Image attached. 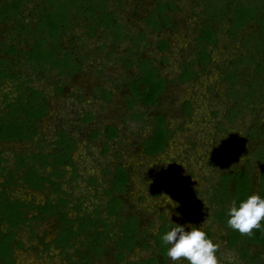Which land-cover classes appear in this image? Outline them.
Returning a JSON list of instances; mask_svg holds the SVG:
<instances>
[{"label": "trees", "instance_id": "obj_1", "mask_svg": "<svg viewBox=\"0 0 264 264\" xmlns=\"http://www.w3.org/2000/svg\"><path fill=\"white\" fill-rule=\"evenodd\" d=\"M115 1L121 2L0 0V25L7 28L4 34L8 37V42L0 41V85L8 82L12 88L11 94L14 95L10 98L9 93L2 94L0 144L23 143L38 136L39 122L46 116L48 105L45 94L31 85L32 75L54 74L66 81L82 72L81 46L71 50L66 49L63 43L79 20L88 38H93L99 33L105 41H110L112 50L109 55H112L118 44H126L124 57H118L117 60L121 62L122 67L135 68V72L123 80L128 94L125 100L127 108L132 109L139 103L145 107H154L160 103L161 97L167 91L168 81L160 74L152 58L139 56L138 51L142 45H147L146 32L132 34L125 25L119 23L116 12L111 9ZM155 1L153 9L145 18L147 28L151 32L173 28L170 13L177 10L175 3L169 0ZM199 1L202 5V17L194 38V58L180 66L181 72L175 81L183 83L196 78L195 66L205 71L211 64L208 48H215L219 43L218 33L222 29L218 25L223 22L227 24L226 36L232 41L240 39V46L245 53V56L230 60L229 63L233 67L230 71H221L229 85L228 96L237 101L238 110H229L227 116L228 120L233 122L247 105H264V0ZM24 9L28 10V17L22 15ZM21 44H25L26 48L20 49ZM104 48L105 45L102 44L98 51ZM155 48L158 52H164L168 49V43L159 40L155 43ZM134 55H138L136 59L133 58ZM160 61L166 63L165 58ZM238 66H245V71H238ZM23 67L30 73L24 77L20 72ZM248 71L253 75L249 82L244 84L243 88L235 90L238 79L246 81ZM54 84V91L60 94L62 87L58 82ZM98 90L99 97L109 101L110 91L100 88ZM183 111L184 116L190 115L189 102L183 103ZM250 111L255 112L256 107L251 106ZM92 118V113L86 111L81 120L83 123H89ZM130 118L141 119L136 113L131 114ZM255 122H258V119H252V123ZM247 134L251 140L260 139L259 147L252 158L253 162H257L255 172L252 164L246 161L244 167L239 170L233 168L227 173H221L217 183L211 186L212 194H209L210 197L207 195L206 201L212 214V222L223 227L225 236L221 238L226 241L227 247L236 250L247 264H264L261 257L264 251V221H261V227L254 229L250 236L241 235L227 224V213L233 200L238 207L252 194H258L264 199V123L261 127L253 125ZM99 135V131L90 133L93 139ZM103 135L101 153L105 155L108 152L106 143L117 138L118 130L115 126L108 125L105 126ZM172 135L165 118L160 114L155 115L151 132L141 143L142 152L147 157L162 154ZM35 145L37 152H20L14 155L13 168L1 166L5 160L0 157V264H14V250L23 247L22 241L16 238L21 227L27 226L31 221L49 218H53L57 223L54 238L45 243L42 236L39 243L44 246L45 251L53 246L67 259L68 264H93L94 260L105 253L114 257L113 264H120L125 260V255L135 248L149 249L146 238L154 242L151 257L141 260L139 264H155L158 259L165 262L170 245H166L162 237L174 225L163 220L156 233L147 234L145 230H140L138 219L122 213V196L128 191L129 168H124L121 164L116 165L108 187L102 188V196L106 198L104 205L96 206L91 212H84L80 199L72 201V193H67L63 188L64 184L72 183L80 177L72 160V154L77 149L75 141L64 130H60L51 142L53 149L50 152H44L39 139ZM229 150L230 155L236 159L240 147L230 145ZM47 167L51 168V172L43 174L41 171ZM67 167L71 169L70 177L63 182ZM107 171L103 169L105 174ZM156 179L163 187L170 181L166 175H157ZM20 181L23 187L31 191L48 189L44 202L33 204L11 198L8 189L20 185ZM85 181L92 187L96 185L94 177ZM148 189L153 196L161 195L156 183L149 184ZM199 195L197 190L190 191L188 200L178 206L179 212L185 213L187 206L197 205L200 202L197 201ZM70 203H73L72 208L76 210L73 219L69 217ZM31 211L36 214L29 217ZM202 230L216 243L210 227ZM30 232L34 234L33 230ZM109 242L112 244L111 250L105 247ZM77 245L81 246V250L76 249ZM69 249L73 250L72 254L68 252Z\"/></svg>", "mask_w": 264, "mask_h": 264}, {"label": "rangeland", "instance_id": "obj_2", "mask_svg": "<svg viewBox=\"0 0 264 264\" xmlns=\"http://www.w3.org/2000/svg\"><path fill=\"white\" fill-rule=\"evenodd\" d=\"M175 3L177 10L170 13L173 28L158 32H151L145 23V18L153 9L155 0H121L115 1L111 6L116 12L119 23L126 26L130 33L138 34L146 32L147 45L138 51L143 58H152L159 68L160 74L168 81L166 93L161 97L157 106L145 107L140 103L132 109H128L125 100L127 90L123 80L127 75H132L135 68L122 67L118 57H124L125 43H120L111 52L110 41L96 33L93 38H88L82 27V22L77 21L74 29L65 37L64 47L75 50L80 46V54L83 58V70L75 78L63 81L54 74L32 75L31 85L41 90L46 98L48 111L40 120L38 136L31 141L23 143L10 142L0 144V157L4 158L1 166L13 168L14 155L31 151L37 152L36 141L39 139L44 152H50L52 140L58 131L64 130L75 141L77 149L72 154L78 175L74 182L64 184L67 193H72V201L80 199L84 212H91L96 206H103L106 198L102 196V188H107L116 165L121 164L129 168L128 191L123 198V215H130L138 219L140 230L147 234L156 233L163 220L172 225H194L205 229L207 226L214 236L218 245L217 258L219 264H247L239 253L226 245L221 237L225 236L223 227L213 223L207 195L212 194L211 186L217 183L221 173H227L233 168L241 169L246 161L252 164L253 172L257 162H253V155L259 147V140L248 138L247 132L250 127H261L264 123V105L250 104L235 117V121L228 120V112L237 109V101L228 96L229 85L224 80L221 71H230L233 67L230 60L238 56H245L244 49L240 46V39L232 41L225 34L227 24L218 25L219 43L215 48H208L211 55V64L205 71L197 66L194 67L196 78L187 82L175 81L180 74V66L194 58L197 27L202 17V5L199 0H169ZM37 4V3H36ZM22 15L28 17V10H23ZM6 27L0 25V41L8 42L4 34ZM248 32V31H247ZM165 40L168 49L158 52L155 43ZM82 42V45H81ZM104 44L105 48L98 51ZM25 49L26 45H19ZM138 55H134L136 59ZM165 58L166 63L160 59ZM17 70V67L15 68ZM238 71H245V66H238ZM21 76L29 75L26 67L21 69ZM246 81L238 79L235 90L249 82L252 72L248 71ZM174 80V81H173ZM55 82L62 87V92L54 91ZM98 88L108 90L111 93L109 101L99 97ZM11 85L6 82L0 85V104L2 94H11ZM189 102L191 113L184 116L183 103ZM245 105V104H244ZM251 106L256 107L251 112ZM2 108V106L0 105ZM90 111L93 118L89 123L81 120L84 112ZM140 115V120H133L130 115ZM162 115L173 135L164 152L158 156L147 157L141 149V143L151 132L152 119L155 115ZM252 119L258 122L252 123ZM112 125L118 130L115 140L107 142L108 152L103 155L104 128ZM99 131L100 135L93 139L90 133ZM38 138V139H37ZM240 147L236 159L230 155L229 146ZM107 169V173L103 172ZM67 174L63 182L70 177V168H66ZM43 174L51 172V168L41 171ZM166 175L170 181L165 187L161 186L156 176ZM89 177L96 179L95 187L85 181ZM2 179H0L1 181ZM156 183L161 195L153 196L148 189L149 184ZM197 190L195 205L186 207L185 213L178 210V206L188 200L190 191ZM48 189L43 191H31L26 187L17 185L8 189L11 198L20 201L39 204L44 202ZM170 197L177 205L173 207L166 197ZM54 197V195H51ZM69 204V217L74 218L76 210ZM167 212L172 213L169 217ZM36 213L31 211L30 216ZM205 222V223H204ZM53 218L40 221L28 222L27 226L21 227L16 238L22 241L23 247L14 250V264H68L67 259L60 255L58 250L50 246L45 251L39 243V238L44 236L45 243H49L55 234ZM33 230L34 234H31ZM186 230H189L186 227ZM36 235V236H35ZM143 235V234H142ZM144 236V235H143ZM148 240L149 249L135 248L125 255V260L120 264H139L141 260L151 257V248L154 244ZM112 244L106 243L105 247L111 250ZM76 249L81 250L77 245ZM70 254L73 253L69 249ZM159 257V256H158ZM264 261V251L261 253ZM114 257L109 253L103 254L93 264H113ZM155 264H186V261H172L166 258L165 262L158 259Z\"/></svg>", "mask_w": 264, "mask_h": 264}, {"label": "clouds", "instance_id": "obj_3", "mask_svg": "<svg viewBox=\"0 0 264 264\" xmlns=\"http://www.w3.org/2000/svg\"><path fill=\"white\" fill-rule=\"evenodd\" d=\"M173 207L177 205L170 197L165 196ZM170 217L172 213L167 212ZM228 226L241 235L250 236L254 229L261 227L264 221V199L258 194H252L237 207L235 200L228 209ZM205 223V222H204ZM186 227L189 230H186ZM170 260L187 261L188 264H219L216 252L218 245L209 239L201 227L194 225H175L162 237Z\"/></svg>", "mask_w": 264, "mask_h": 264}]
</instances>
